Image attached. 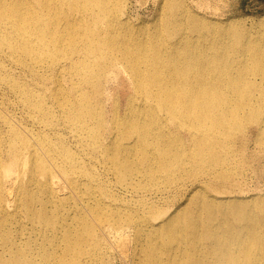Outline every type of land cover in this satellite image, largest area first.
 Returning a JSON list of instances; mask_svg holds the SVG:
<instances>
[{
    "label": "bare ground",
    "instance_id": "bare-ground-1",
    "mask_svg": "<svg viewBox=\"0 0 264 264\" xmlns=\"http://www.w3.org/2000/svg\"><path fill=\"white\" fill-rule=\"evenodd\" d=\"M128 6L0 0V264H264V16Z\"/></svg>",
    "mask_w": 264,
    "mask_h": 264
},
{
    "label": "rangeland",
    "instance_id": "rangeland-1",
    "mask_svg": "<svg viewBox=\"0 0 264 264\" xmlns=\"http://www.w3.org/2000/svg\"><path fill=\"white\" fill-rule=\"evenodd\" d=\"M128 15L137 21H150L155 19L162 9L163 0H128ZM195 12L225 19L228 17L249 18V22L264 16V0H187ZM250 28L248 31L253 33V40L261 33V28ZM263 28V27H262ZM264 85V83H263ZM119 91H114V96ZM122 104L126 102L128 96L132 94V89L127 87L121 91ZM262 133L258 127L253 126L247 140L246 154L240 162L237 171L231 172L232 175L239 176L244 182L243 189L245 195H261L264 198V146L258 134ZM217 187V185H216ZM118 192V191H117ZM120 193V192H119ZM109 255L112 264H132V251L130 243H124L116 235L110 236Z\"/></svg>",
    "mask_w": 264,
    "mask_h": 264
}]
</instances>
